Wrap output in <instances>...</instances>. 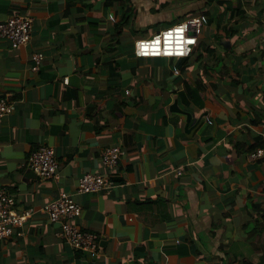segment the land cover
<instances>
[{
  "label": "crops",
  "instance_id": "0c3cea01",
  "mask_svg": "<svg viewBox=\"0 0 264 264\" xmlns=\"http://www.w3.org/2000/svg\"><path fill=\"white\" fill-rule=\"evenodd\" d=\"M14 12L31 31L16 47L0 35V97L13 104L0 187L36 210L0 240V264H264V0H0V21ZM198 14L189 55H134L137 38ZM42 144L56 178L26 165ZM85 172L113 185L78 192ZM60 190L93 257L39 210Z\"/></svg>",
  "mask_w": 264,
  "mask_h": 264
},
{
  "label": "built area",
  "instance_id": "2783aa9c",
  "mask_svg": "<svg viewBox=\"0 0 264 264\" xmlns=\"http://www.w3.org/2000/svg\"><path fill=\"white\" fill-rule=\"evenodd\" d=\"M203 19L204 16L198 14L164 27L147 37L137 38L133 42L134 55L138 57H185L189 55L202 32ZM30 31L31 17L23 13L14 12L0 21V35L9 40L11 47L27 43ZM42 57L43 54L40 51L31 54L34 61L33 68L37 67ZM12 110L13 104L6 98L0 97V117ZM54 152L51 145H39L27 156V167L44 179L56 178L59 163ZM122 152L118 144L105 147L101 151L102 163L115 162ZM262 154L263 149L259 147L249 152V158L254 159ZM112 185L113 181L100 173L85 172L79 177L76 190L78 192L109 190ZM35 210L33 207L18 210L15 200L6 187H0V240L10 237L17 225ZM39 210L45 213L51 221L64 219L60 221L57 234L64 238L68 245L87 253L89 257L96 254L94 235L87 230H82L73 221V218L79 214L80 207L70 193L60 190L56 197L43 203Z\"/></svg>",
  "mask_w": 264,
  "mask_h": 264
},
{
  "label": "water",
  "instance_id": "95a60500",
  "mask_svg": "<svg viewBox=\"0 0 264 264\" xmlns=\"http://www.w3.org/2000/svg\"><path fill=\"white\" fill-rule=\"evenodd\" d=\"M223 40H224V39H222L221 42H222L225 46H227V44H228L229 41H226L227 44H225V42H224ZM176 106H177V105H176V101L174 100L173 103H172V105L170 106V109H172V110H179ZM29 172L31 173V172H33V171L30 170Z\"/></svg>",
  "mask_w": 264,
  "mask_h": 264
},
{
  "label": "clouds",
  "instance_id": "9594fccd",
  "mask_svg": "<svg viewBox=\"0 0 264 264\" xmlns=\"http://www.w3.org/2000/svg\"><path fill=\"white\" fill-rule=\"evenodd\" d=\"M138 57V56H137ZM153 57H160V56H153Z\"/></svg>",
  "mask_w": 264,
  "mask_h": 264
},
{
  "label": "trees",
  "instance_id": "16d2710c",
  "mask_svg": "<svg viewBox=\"0 0 264 264\" xmlns=\"http://www.w3.org/2000/svg\"><path fill=\"white\" fill-rule=\"evenodd\" d=\"M241 264H246V263H241Z\"/></svg>",
  "mask_w": 264,
  "mask_h": 264
}]
</instances>
